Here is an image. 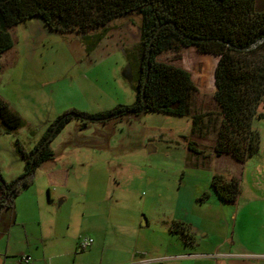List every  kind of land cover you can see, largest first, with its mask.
<instances>
[{"label": "rangeland", "instance_id": "obj_1", "mask_svg": "<svg viewBox=\"0 0 264 264\" xmlns=\"http://www.w3.org/2000/svg\"><path fill=\"white\" fill-rule=\"evenodd\" d=\"M256 4L261 9L264 0ZM140 27L137 13L118 17L107 24L99 41L91 37L90 49L83 34L52 31L39 18L9 30L13 47L0 56V97L26 123L9 133L0 124V173L7 183L24 173L26 161L18 153L17 141L30 151L65 112L97 113L135 101L132 55L140 42ZM175 53L169 50L165 56ZM183 53L197 88L191 108L204 116L203 143L191 135L192 119L187 116L148 111L89 121L86 126L82 119H71L50 143L54 158L35 170L31 186L16 198L18 216L2 210V223L12 225L9 264H21L25 256L32 264H111L115 255L123 262L131 253L148 258L165 251L163 224L178 214L182 203L190 210L196 207L185 197L200 188L208 197L205 186L212 164L199 171L188 166L187 144L196 141L211 154L220 125L214 100L215 57L194 49ZM258 113L263 116L253 118L252 129L260 136V156L247 167L264 165L262 105ZM193 153L194 160L202 159L199 150ZM231 164L228 158L218 162L223 169ZM240 184L243 188L247 184L244 176ZM241 204H246L244 199ZM201 208L212 215V231L221 241L228 228L220 221V210L211 203ZM254 233L258 238L257 227ZM85 238H92L93 244L82 249Z\"/></svg>", "mask_w": 264, "mask_h": 264}, {"label": "trees", "instance_id": "obj_2", "mask_svg": "<svg viewBox=\"0 0 264 264\" xmlns=\"http://www.w3.org/2000/svg\"><path fill=\"white\" fill-rule=\"evenodd\" d=\"M141 16L140 42L132 55L135 63V101L107 111L86 113L75 109L59 115L30 151L17 141L25 159L24 173L7 183L0 173V207L15 211V200L33 182L35 170L54 158L51 141L73 118L106 122L148 111L192 119L191 133L203 127V115L193 113L191 99L196 92L192 74L185 67L184 51L194 49L212 55L214 100L222 121L217 129L215 152L230 154L237 161L260 152V136L252 129L260 105L264 107V7L256 0H0V56L13 47L9 30L22 22L39 18L52 31L78 32L90 49L89 40L99 41L112 20L127 14ZM100 34L89 35L91 30ZM169 50L176 53L166 57ZM24 118L0 97V124L5 132L25 125ZM187 148L197 152L194 142ZM211 187L225 203L240 194V180L214 174ZM207 197L204 193L199 200ZM170 232L193 246L196 238L189 226L172 221Z\"/></svg>", "mask_w": 264, "mask_h": 264}, {"label": "crops", "instance_id": "obj_3", "mask_svg": "<svg viewBox=\"0 0 264 264\" xmlns=\"http://www.w3.org/2000/svg\"><path fill=\"white\" fill-rule=\"evenodd\" d=\"M217 109L219 113L220 108L218 105ZM221 121L222 116L220 115V124ZM202 124H204V120ZM219 126L215 129V141L211 154L204 153V150L198 147V143L193 141L196 149L202 154V159L199 160L197 156L194 160L192 158L194 153L191 151H188L190 154L187 157V165L197 171L206 169L212 164L210 177L207 186H205L206 191H208V197L205 200H199L201 194H203L202 188L194 192L190 197H185V199L189 198L191 207L194 203H197L192 210L182 200L184 203L180 205L181 208L178 214L176 213L171 217L170 221L163 224L164 230L162 234L166 240L163 253L155 254L148 258H136L135 256L137 255L131 253L127 256L126 261L123 262L119 260L118 255H115V259L112 260L111 264H264V165L257 164L254 167H247L246 165L251 159L260 156V152L243 162L237 161L230 154L217 155L215 144ZM201 131L191 135H197L203 143L206 139V134L204 135ZM200 154L198 153V155ZM221 158H228V160L232 161L230 168L223 169V167L218 166ZM214 174H220L226 179L237 177L239 180L244 176L247 184H244V188L240 184V194L234 203L223 202L211 187V179ZM244 190L245 193L243 194ZM179 199L180 195L178 201ZM242 199H244L246 204H241ZM208 202L220 210V221L228 228L225 237L221 241H216V235L212 231V215H205L202 211L201 207L205 203L209 204ZM4 209L6 208L0 207V259L1 264H9L12 225L10 223H2V210ZM14 212L15 215L19 212L17 199L15 200ZM172 221H180L189 226L196 238V243L193 246L186 245L176 235L171 234L169 223ZM13 223H16V217ZM239 227L240 231H237L236 228ZM255 227L259 229L258 238L255 237ZM232 228L234 230L231 232ZM29 264H32L31 260Z\"/></svg>", "mask_w": 264, "mask_h": 264}, {"label": "built area", "instance_id": "obj_4", "mask_svg": "<svg viewBox=\"0 0 264 264\" xmlns=\"http://www.w3.org/2000/svg\"><path fill=\"white\" fill-rule=\"evenodd\" d=\"M92 244H93L92 238H85L84 240L81 241L80 247L82 249H86L88 247H91ZM30 260H31V258L29 256H25V257L20 258V263L21 264H29Z\"/></svg>", "mask_w": 264, "mask_h": 264}, {"label": "water", "instance_id": "obj_5", "mask_svg": "<svg viewBox=\"0 0 264 264\" xmlns=\"http://www.w3.org/2000/svg\"><path fill=\"white\" fill-rule=\"evenodd\" d=\"M0 264H1V260H0Z\"/></svg>", "mask_w": 264, "mask_h": 264}]
</instances>
